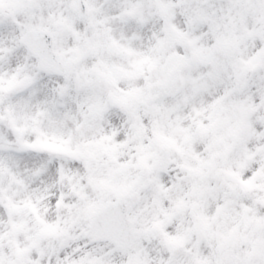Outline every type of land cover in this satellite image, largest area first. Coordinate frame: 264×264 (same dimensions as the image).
I'll return each mask as SVG.
<instances>
[{
    "label": "snow or ice",
    "instance_id": "snow-or-ice-1",
    "mask_svg": "<svg viewBox=\"0 0 264 264\" xmlns=\"http://www.w3.org/2000/svg\"><path fill=\"white\" fill-rule=\"evenodd\" d=\"M0 264H264V0H0Z\"/></svg>",
    "mask_w": 264,
    "mask_h": 264
}]
</instances>
